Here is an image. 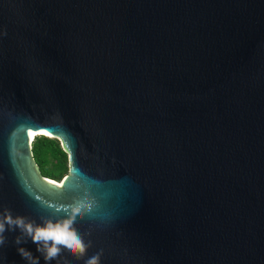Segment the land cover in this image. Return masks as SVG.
Returning <instances> with one entry per match:
<instances>
[{"label": "water", "instance_id": "1", "mask_svg": "<svg viewBox=\"0 0 264 264\" xmlns=\"http://www.w3.org/2000/svg\"><path fill=\"white\" fill-rule=\"evenodd\" d=\"M77 200L92 247L60 264H264V0H0V209Z\"/></svg>", "mask_w": 264, "mask_h": 264}, {"label": "clouds", "instance_id": "2", "mask_svg": "<svg viewBox=\"0 0 264 264\" xmlns=\"http://www.w3.org/2000/svg\"><path fill=\"white\" fill-rule=\"evenodd\" d=\"M61 210L63 215L60 214ZM85 215L86 206L81 200L62 205L50 215L40 216V223L27 216L13 215L10 208L4 207L0 209V247L7 243L4 235L6 231L19 229L20 235L15 237V244L21 245L30 238L37 245V251L43 256L45 264H51L52 261L60 264L59 258L65 251L75 255L76 259H83L92 247V241H86L76 225ZM17 250L26 264H39V257L33 256L29 250L24 247H18ZM102 255L103 249L85 259L84 264H100Z\"/></svg>", "mask_w": 264, "mask_h": 264}, {"label": "trees", "instance_id": "3", "mask_svg": "<svg viewBox=\"0 0 264 264\" xmlns=\"http://www.w3.org/2000/svg\"><path fill=\"white\" fill-rule=\"evenodd\" d=\"M30 152L42 177L58 182V179L66 173L65 153L57 140L35 136L30 142Z\"/></svg>", "mask_w": 264, "mask_h": 264}, {"label": "bare ground", "instance_id": "4", "mask_svg": "<svg viewBox=\"0 0 264 264\" xmlns=\"http://www.w3.org/2000/svg\"><path fill=\"white\" fill-rule=\"evenodd\" d=\"M38 133H39V132H32V131L27 132L28 141L31 139V137H32L34 134H38Z\"/></svg>", "mask_w": 264, "mask_h": 264}, {"label": "snow or ice", "instance_id": "5", "mask_svg": "<svg viewBox=\"0 0 264 264\" xmlns=\"http://www.w3.org/2000/svg\"><path fill=\"white\" fill-rule=\"evenodd\" d=\"M70 159H71V157H70ZM68 178L67 177H65V180H67Z\"/></svg>", "mask_w": 264, "mask_h": 264}]
</instances>
